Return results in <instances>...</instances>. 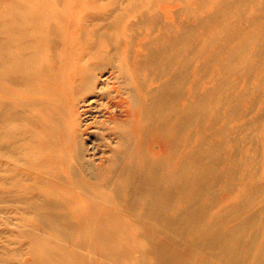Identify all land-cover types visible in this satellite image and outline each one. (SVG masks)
<instances>
[{
  "label": "bare ground",
  "instance_id": "bare-ground-1",
  "mask_svg": "<svg viewBox=\"0 0 264 264\" xmlns=\"http://www.w3.org/2000/svg\"><path fill=\"white\" fill-rule=\"evenodd\" d=\"M0 264H264V0H0Z\"/></svg>",
  "mask_w": 264,
  "mask_h": 264
}]
</instances>
